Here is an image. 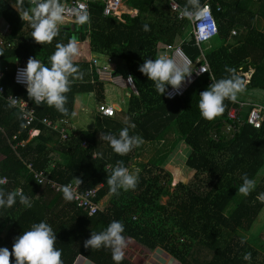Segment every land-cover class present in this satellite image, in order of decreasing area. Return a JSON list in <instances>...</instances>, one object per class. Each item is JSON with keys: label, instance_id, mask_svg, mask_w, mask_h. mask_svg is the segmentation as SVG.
Instances as JSON below:
<instances>
[{"label": "trees", "instance_id": "obj_1", "mask_svg": "<svg viewBox=\"0 0 264 264\" xmlns=\"http://www.w3.org/2000/svg\"><path fill=\"white\" fill-rule=\"evenodd\" d=\"M72 1L65 0L66 4ZM158 2H165L164 11L155 5ZM175 2L183 7L186 0ZM200 2L204 5L205 0ZM124 4L137 10L136 17H105L104 3L91 1L86 31L83 25L72 22L60 28L52 43L40 45L31 38L30 25L20 19L15 8L0 0V23L8 26V32L0 34L4 53L0 56V84L4 88L0 96V178H6L0 189H23L32 201V207L26 208L17 197L11 208H0V248L11 251L15 238L44 221L56 232V248L62 251L63 264H74L79 256L95 264H115L111 249H86L84 241L91 232L99 233L118 220L124 225L126 239L151 252L163 249L180 264H264V242L258 238L262 230L251 234L264 211V203L257 199L264 193V122L256 128L247 118L243 122L228 117L230 110L242 109V103L264 105V0L208 1L218 26V35L201 47L210 72L197 77L183 96L173 100L166 94L160 97L154 83L138 69L145 58L157 57L159 45L174 46L180 41L182 53L194 63L200 50L194 44L189 20H179L178 13L171 12L169 0H124ZM145 24L149 31L143 30ZM233 31L237 33L235 37ZM73 35L91 54L125 62L126 71L120 75L132 76L137 91L130 93L127 109L121 112L128 123L135 124L129 134L139 135L147 142L163 141L147 163L136 164L140 169L137 187L121 189L118 196L110 192L107 177L117 161L132 169L136 149L120 156L100 136L110 133L118 137L119 131L128 127L126 121L113 118L105 120V124L98 122L92 132L76 131L70 126L66 139L59 131L38 122L70 120L76 97L81 93L94 91L99 102L103 99L105 83L100 81L89 58L83 55L74 61L85 75L67 93L68 116L46 103L37 105L14 83L12 63L26 65L32 57L50 67L55 45L67 44ZM9 62L11 67H5ZM226 67L235 69L245 82L244 75L250 70L254 73L237 103L226 100L225 112L214 120H206L198 108L199 95L212 82L229 75ZM14 94L28 99L36 111L38 121L30 128L25 127L23 113L17 107H9L6 101ZM31 129L39 130V135L30 138ZM181 143L190 149L185 166L194 172L196 183H178L172 189L173 176L165 166ZM29 163L63 185L74 182V177L83 181L84 188L102 185L98 202L108 198L107 206L89 218L65 200L62 192L43 188L27 169ZM244 174L257 185L247 197L238 191ZM165 198L168 200L163 204ZM249 252L251 260L246 261L243 256ZM11 264H15L14 259ZM121 264L128 263L123 259Z\"/></svg>", "mask_w": 264, "mask_h": 264}, {"label": "clouds", "instance_id": "obj_2", "mask_svg": "<svg viewBox=\"0 0 264 264\" xmlns=\"http://www.w3.org/2000/svg\"><path fill=\"white\" fill-rule=\"evenodd\" d=\"M25 2L29 7H24ZM13 7L20 19L30 25L31 38L40 45L52 43L59 35L60 26L67 19L66 14L70 13L78 25H86L91 19L90 14L85 10L69 9L65 0H15ZM171 7L177 9L181 16L192 22L211 20V30L216 31L215 21L211 18L210 5H201L200 0H186L184 6L181 7L175 3V0H172ZM207 27V25H202L201 31L205 32ZM143 30L149 31V26L143 25ZM3 55V49H0V56ZM79 56V39L73 35L67 44L57 43L55 45V51L50 57V67L37 58L30 57L26 67L18 71L17 82L26 85L29 99L37 105L46 103L61 115L68 116L67 93L70 92L72 84L75 81H83L85 75L74 63ZM138 70L154 83L160 97L166 94L169 86L173 92H179L186 80L190 82L188 78L193 73L191 61L187 57L178 58L167 53H160L155 59L145 58ZM225 71L229 73L227 77L212 82L199 95L198 108L200 115L206 120L211 121L221 116L227 107L226 100L237 103L239 96L246 92V82L236 74V70L226 67ZM128 82L134 83V78L129 76ZM168 98H172V93H168ZM18 102L23 101L11 97L9 107L15 106ZM23 103L27 108L26 103ZM129 128L134 129L135 124L128 123V127L119 131L118 137L110 133H102L100 139L106 141L116 154L125 156L144 143L139 135H130ZM139 173V168L130 171L122 161H117L115 167L112 168L111 175L106 180L110 192L118 196L121 189L134 190L138 184ZM241 179L243 183L238 191L247 197L255 190L256 181L250 179L247 174H244ZM5 180L6 178L0 180V184L5 183ZM74 182L77 188L83 183L81 179L75 177ZM61 191L63 198L69 202L78 198V193L73 190L72 184L62 186ZM17 197L21 205L26 208L32 207V201L24 195L23 189L11 192L0 189V208H11L17 202ZM257 199L264 203V193H260ZM124 231L123 223L113 220L105 230L99 233L91 232L90 237L84 241V247L97 250L109 248L112 252V260L115 264H121L124 258L123 250L126 247ZM56 243V232L47 222L41 221L33 224L30 230L24 231L22 235L15 238L11 251L8 248H0V264H11L12 259L15 264H63L62 251L56 248ZM243 259L250 261L251 253H245Z\"/></svg>", "mask_w": 264, "mask_h": 264}, {"label": "built area", "instance_id": "obj_3", "mask_svg": "<svg viewBox=\"0 0 264 264\" xmlns=\"http://www.w3.org/2000/svg\"><path fill=\"white\" fill-rule=\"evenodd\" d=\"M91 1H96V2H102L104 3V15L105 17H113L116 19H120L122 17V14H124L123 9L125 10V4L124 0H73L71 3L67 4L69 9H77L80 8L82 10H85L88 12L89 10V2ZM209 0H205L204 4H208ZM172 0H169V6L172 12H177L178 13V19L182 20L183 16L179 14V11L175 8L171 7ZM176 3V2H175ZM177 4V3H176ZM67 19L65 22H74V17L68 13ZM211 18L215 21L216 24V31L212 32L211 30V20L205 19L202 21H196L192 22L189 20V26H190V32L193 38V41L195 45L200 48L201 45L208 43L212 39L215 38L216 35H218V26L216 23V20L214 17H212L211 13ZM75 23V22H74ZM202 25H207L208 27L205 29V32L201 31ZM236 32H232V36H236ZM163 52L167 54H172V56L176 57H185L184 54L182 53L181 49L179 47L175 46H164L163 47ZM203 57V56H202ZM90 64L92 67H94L99 75L100 81L109 84H112L114 86L120 87L122 89H127L131 93L137 94V91L135 89L134 83L128 82V77L123 76L120 74L115 73L108 64H102L99 58H92L90 60ZM26 65L22 63H18L14 67V83L18 86H20L26 93V85L23 83H18L17 78H18V71L25 68ZM6 69V68H5ZM191 70H192V75L190 78V82L187 80L185 83L182 85L181 89L179 92H173L171 87L167 90L166 92V97L168 98V93H172V98L170 100H173L175 98H179L183 96L188 89V87L194 82V80L201 76V75H206L209 73L208 66L204 60L203 57V63H196L192 64L191 63ZM203 72V73H201ZM3 74L0 73V80L2 79ZM248 83V81H247ZM4 94V88L0 84V96H3ZM11 97L16 98L18 100H21L26 103L27 108L25 107L23 102H18L15 106L17 109H19L23 113V120L25 121V127L30 128L33 124H35L38 121V118L36 116V111L35 109H31V103L28 99L22 97L21 95L14 94L6 97V101L11 103ZM169 99V98H168ZM255 106L251 107L248 116H247V121L249 124L255 126L256 128H260L261 125L264 122V111L262 109V105L259 103H254ZM245 106V103H242V109ZM242 109H232L228 113V117L232 120H240L241 119V111ZM99 113L101 116L105 118H114L116 115V110L114 106L107 105V104H100L98 107ZM27 113V115H25ZM42 123L44 126H46L49 129H53L56 131H59L60 135L62 138L66 139L67 138V131L69 129L70 122L62 120L59 123H53V121H49L48 119H44L42 121H38ZM40 133L39 130L37 129H31L30 131V138H34L38 136ZM12 140H15V136L12 138ZM83 146H86V143L83 144ZM15 149V146L12 147ZM111 167H108L110 169ZM27 169L29 172L34 175V178L36 181L43 187V188H49L53 189L57 193H61V187L64 186L61 183H58L57 181L53 180L51 176H49L46 172L43 170H37L33 166L32 163L27 164ZM4 178H0V180H3ZM6 183V180H5ZM3 183V184H5ZM68 184H72L73 190L78 193V198L74 199L71 201L76 209L78 211H83L89 218H93L96 215L99 214V212L102 211L101 209V204L98 202V193L101 188V186L97 188H84L83 184L79 186V188L76 187L75 182H70ZM66 184V185H68Z\"/></svg>", "mask_w": 264, "mask_h": 264}, {"label": "crops", "instance_id": "obj_4", "mask_svg": "<svg viewBox=\"0 0 264 264\" xmlns=\"http://www.w3.org/2000/svg\"><path fill=\"white\" fill-rule=\"evenodd\" d=\"M5 1L8 4H10L11 6H13L15 4L14 0H5ZM123 11H124V14L131 15L132 18L136 17V15L138 13L136 9L128 8L126 5H125V10L123 9ZM68 23H71V22H68ZM83 27H84V25H83ZM0 31H2L1 34L5 33L6 31L8 32V26L3 21L0 23ZM233 37H235V36H233ZM188 40L190 41V38L187 39V42H188ZM181 43L182 42L180 41L178 44H175L174 46L180 48V44ZM207 45H208V43H205V44L201 45V47L207 46ZM164 46H166V45H161V46L159 45V47H158V53L159 54L160 53H164L163 52V47ZM167 46H169V45H167ZM201 47L200 48L197 47L200 50V56L194 63L191 62L192 64L203 63V57H202L203 56V52L201 51ZM79 48H80V56L78 57V59H80L83 55L87 54L89 59H92L94 57L95 58H100L99 60L101 61V63L102 64H108L110 66V68L115 73L122 74V73H124L126 71V65H125L124 61H121V60H118V59H114V58H110L108 56H103V55H101L100 57H97L96 55L91 54V52H90V50H89V48L87 46L84 49V46L79 45ZM169 55L172 56V54H169ZM204 60H205V58H204ZM205 62H206V60H205ZM15 63H12V64H14V67H15ZM18 63H20V62H18ZM12 64H11V62L6 63L5 67H11ZM206 64H207V62H206ZM207 66H208V64H207ZM208 70H209V66H208ZM209 72H210V70H209ZM250 72H251V70H250ZM248 74H250V73H247V74L244 75L245 78H246V75H248ZM252 75H251V77H252ZM246 82H247V79H246ZM106 84H104V97H103V99L100 102L98 101L97 94L94 91L90 92V93H87V94H90L89 95L90 97H93L97 101L96 113L93 115L94 124H93V129L91 130V132L94 131L97 128L98 122L100 124H105V122H104L105 120L113 119V118H109V119L107 118L106 119L105 117H102L100 115L99 110H98V107H99L100 103L114 106L115 110H116V115H115L114 118H117L119 120V122L127 121L126 120L127 116H125V115L122 116L121 112H125L126 111L127 103H128V100H129L131 92L129 90H124V89H122L123 91L121 92V91H119L120 89H116L112 85H107L106 86ZM115 90H116V94H114ZM125 93H127V94H125ZM82 94H86V93H81V94H79L76 97L74 115L68 121L70 122V125L72 126V128H74L76 131L88 132L84 128H81V123H80L81 120H82L81 118L83 117L82 116L83 113H85V111H87L86 104H85V102L83 100ZM249 103H251V102H249ZM78 127H80V128H78ZM144 142L145 143H157V144L160 143L159 145H157V148H155L154 151L156 149H158L163 143L162 140L161 141H157V142H147V141H144ZM100 204L101 205L103 204V200H102V202ZM106 206H107V204H106ZM124 250H125L126 254L128 253V256H125V253H124V258L123 259L128 264H180L179 262H177L171 255H169L163 249L158 248L154 252H151L148 249L144 248L143 246H140L139 244L135 243L132 240L126 239V247L124 248ZM89 262H91V261H89L88 259H86L83 256H79V257H77V259L74 262V264H89ZM91 264H95V263L91 262Z\"/></svg>", "mask_w": 264, "mask_h": 264}, {"label": "rangeland", "instance_id": "obj_5", "mask_svg": "<svg viewBox=\"0 0 264 264\" xmlns=\"http://www.w3.org/2000/svg\"><path fill=\"white\" fill-rule=\"evenodd\" d=\"M15 1V0H14ZM160 10L164 11L165 10V2L164 5H162L160 2L155 4ZM24 7L27 8L29 7V5L27 4V2H25ZM69 24H73V23H68L65 22L63 23L61 27H64L66 25ZM236 32V31H233ZM2 33V31H0V34ZM89 58L87 56V54H85V59ZM91 59H89L90 61ZM15 63V62H14ZM18 64V62L15 63V66ZM250 74L246 75V79L249 82V80L251 79V75L254 73L253 70H251V72H249ZM107 85H112L107 83ZM114 86V85H112ZM114 88L116 89H120L119 91H123L122 88L114 86ZM127 90V89H124ZM114 94H116V90L114 91ZM127 94V93H125ZM90 94H82L83 100L86 104V109L87 111H85V113H83V117L81 118V128H84L86 131L90 132L93 129V115L96 113V104L97 101L93 98L89 96ZM255 100V99H254ZM102 104V103H100ZM99 104V105H100ZM92 125V126H91ZM80 128V127H78ZM173 140V138L171 139ZM170 140V141H171ZM160 144V143H159ZM157 143H143L142 145H140L139 147H136L135 149V157L132 158L131 161V167L132 169H130V171L134 170L137 167V163H147V161L149 160V158H151L154 155V149L157 148V145H159ZM190 152V149H188V147L184 144H180L179 147L176 148V150L174 151V153H172V155L169 158L168 163L165 166V170L169 171L172 176H173V181L171 183V187L172 189H174L176 187V185L178 183H184L185 185H193L196 183V181L194 180V172L191 171L190 169H188L185 166V160L186 157L188 156ZM108 199V198H107ZM107 199L103 200V204L100 205L101 209L103 210L106 207L107 204ZM167 198L162 200L163 204L167 203ZM252 231L251 234L254 235L256 233H258L260 230V233L258 234V238L261 242H264V211L261 214V216L259 218H257V220L254 223V226L252 227ZM125 253V250H123ZM125 256H128V253H125Z\"/></svg>", "mask_w": 264, "mask_h": 264}, {"label": "water", "instance_id": "obj_6", "mask_svg": "<svg viewBox=\"0 0 264 264\" xmlns=\"http://www.w3.org/2000/svg\"><path fill=\"white\" fill-rule=\"evenodd\" d=\"M84 29L85 31L87 30V24L84 25ZM72 30H74V27H72ZM189 41V40H188ZM249 110H250V107L248 105H245L242 109V112H241V120L244 122L246 121V118L248 116V113H249Z\"/></svg>", "mask_w": 264, "mask_h": 264}, {"label": "bare ground", "instance_id": "obj_7", "mask_svg": "<svg viewBox=\"0 0 264 264\" xmlns=\"http://www.w3.org/2000/svg\"><path fill=\"white\" fill-rule=\"evenodd\" d=\"M245 105H248V106L250 107V109H251V107L255 106L254 103H249V102H245ZM262 109H263V111H264V105H262ZM249 111H250V110H249Z\"/></svg>", "mask_w": 264, "mask_h": 264}]
</instances>
